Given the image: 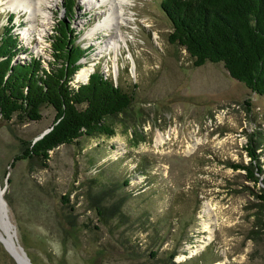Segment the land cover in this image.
<instances>
[{"label": "rangeland", "instance_id": "obj_1", "mask_svg": "<svg viewBox=\"0 0 264 264\" xmlns=\"http://www.w3.org/2000/svg\"><path fill=\"white\" fill-rule=\"evenodd\" d=\"M160 1L127 2L117 50L103 47L119 35L115 21L88 35L107 5L74 0L69 17L61 0H45V19L36 6L0 10V29L12 13L43 63L56 17L70 20L89 48L81 60L132 92L107 118L113 134L59 143L46 165L10 162L54 109L41 105L39 119L0 115V184L16 250L0 234V264H264V97L220 61L194 65L168 40ZM248 146L262 162L257 182L231 164L249 163Z\"/></svg>", "mask_w": 264, "mask_h": 264}, {"label": "trees", "instance_id": "obj_2", "mask_svg": "<svg viewBox=\"0 0 264 264\" xmlns=\"http://www.w3.org/2000/svg\"><path fill=\"white\" fill-rule=\"evenodd\" d=\"M73 3L61 0L66 16L71 17ZM160 4L171 22L168 40L183 46L194 65L220 61L230 76L264 97V0H161ZM13 18L10 13L0 29V115L39 119L41 105H50L54 114L47 130L22 140L11 165L22 157L46 165L50 149L59 143L77 142L81 135L113 134L107 118L128 105L132 92L98 66L86 79L74 78L86 64L81 57L89 51L77 40L80 29L56 17L48 35L51 58L43 63L41 56L23 45ZM20 51H28L29 56L16 57ZM247 149L249 163L231 164L257 182L262 162L254 147ZM260 195L264 198V193Z\"/></svg>", "mask_w": 264, "mask_h": 264}, {"label": "bare ground", "instance_id": "obj_3", "mask_svg": "<svg viewBox=\"0 0 264 264\" xmlns=\"http://www.w3.org/2000/svg\"><path fill=\"white\" fill-rule=\"evenodd\" d=\"M45 0H7V3L3 0H0V10L9 8V7H14L15 9H24L27 11H31L32 12V6L35 7L36 6V10L39 11V13L42 14L43 18H46V13H45V9L43 7ZM87 4H90L91 2H94L98 5H107L108 6V15H105L102 19H98V21L94 24V26L91 27V29L88 32V35L91 36V34H94L98 29H104V30H108L109 28L113 27L114 21L117 24V29L119 31V35L116 37L115 33L110 37V41L108 40L105 45L103 46L104 49H108V48H114V49H119L121 46V39L123 41L126 42V36L123 34L122 30H121V22H126L127 20L124 18V14L126 13L124 10V6L126 4H128L127 2L129 0H85ZM108 2V3H107ZM95 4V5H96ZM126 7V6H125ZM34 9V8H33ZM34 13V12H33ZM130 18V17H129ZM46 23V22H44ZM32 25V24H31ZM32 30L31 26L30 29ZM44 30V29H43ZM117 58V57H116ZM91 67H93V63L90 64H84L79 71L77 72L76 75V79L80 80H84L88 73L91 70ZM159 141H162V136L158 137ZM3 188L0 184V234L2 236V238L6 241V243L8 244V246L14 251L15 247H13V245H15L14 240H13V244L11 242V238L12 235L14 237V234L11 232L10 235V230L13 231V226L4 218H3V210H4V196H3ZM7 223L8 227L7 228L4 224Z\"/></svg>", "mask_w": 264, "mask_h": 264}, {"label": "water", "instance_id": "obj_4", "mask_svg": "<svg viewBox=\"0 0 264 264\" xmlns=\"http://www.w3.org/2000/svg\"><path fill=\"white\" fill-rule=\"evenodd\" d=\"M4 203H5V206H4V210H3V212H4L3 213V218H4V220L6 219L11 225H13L12 221L10 220L9 215H8V211H7V207H6V200H4ZM12 233L15 234V228L13 229Z\"/></svg>", "mask_w": 264, "mask_h": 264}]
</instances>
